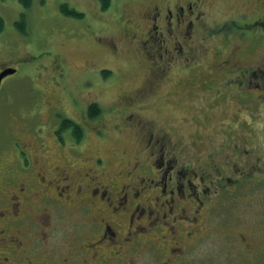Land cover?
Wrapping results in <instances>:
<instances>
[{
	"label": "rangeland",
	"instance_id": "374dc122",
	"mask_svg": "<svg viewBox=\"0 0 264 264\" xmlns=\"http://www.w3.org/2000/svg\"><path fill=\"white\" fill-rule=\"evenodd\" d=\"M170 1L180 0H112L103 11L99 0H32L29 9L20 0H0L1 66L18 65L0 92V196L6 195L4 179L18 168L6 166L14 155L7 147L14 136L28 142L36 133L46 144L48 163L61 165L45 168L50 178L55 167L76 180V171L84 175L95 166L104 185L143 188L129 209L146 208L130 228L142 229L137 249L125 243L129 211L119 217L124 228L116 229L121 249L103 242L98 251L104 256L94 257L86 250L99 232L93 223L101 215L93 208L81 212L76 204L65 206L62 215L50 209L49 215L32 216L17 238L26 250H36L35 258L50 254L48 263L59 264L73 256V264H264V90L227 86L235 74L226 70L247 69L257 73L255 84L264 83V0H182L194 5L186 23L195 22L189 38L173 35L175 41L167 42L176 58L168 59L173 66L162 73L158 66L168 54L157 53L159 46L146 39L153 26L145 16L156 3ZM63 5L82 16L63 12ZM22 14L24 34L16 26ZM179 42L191 54L188 67L176 51ZM92 105L100 113L90 119ZM63 118L83 126L80 145L63 133L57 134L63 145L58 143L53 132ZM150 134H167L183 162L204 164L214 155L218 166H188L198 175L191 170L183 177L178 172L187 166H178L172 185L181 193L162 196L156 181L168 166L136 164L150 160L151 151L144 149ZM247 151L252 164L241 166L240 153ZM236 159L242 174L238 166H226Z\"/></svg>",
	"mask_w": 264,
	"mask_h": 264
},
{
	"label": "flooded vegetation",
	"instance_id": "af4514ba",
	"mask_svg": "<svg viewBox=\"0 0 264 264\" xmlns=\"http://www.w3.org/2000/svg\"><path fill=\"white\" fill-rule=\"evenodd\" d=\"M181 2L183 1L180 0L175 4H171L170 1L169 4L164 7H161L159 3H156L153 11L145 16L146 20L148 19V22H151L153 26V28L149 27L147 29V33L145 35L146 39L150 41L151 44L156 43L159 46H157V53H161V51L164 50V52L168 54L166 62L162 58L161 61L163 64L158 66L156 63L158 67H162V70H165V72L162 73H167L166 70L173 66V63H170L168 59L171 58L175 61L176 58V56L173 57V51L170 52V47L167 46V42H172V40H174L172 37L173 35H175V40L178 38L180 39L181 37L185 39L189 38L190 33L188 29H190L195 22L191 19L188 23H186L188 17H193L194 15V5L192 1L189 5L187 3L182 4ZM101 9L103 11H107L103 9L102 5ZM22 21L24 22V26L27 30V19L25 14L21 15V20L17 23ZM189 23L190 25H188V28L186 27L185 29V24L187 26ZM254 24L258 23L254 22L252 25ZM172 26L174 27V30L172 29ZM0 32H2V30H0ZM166 34L168 38H165ZM140 44L143 45L145 43L141 41ZM174 45H177V43L174 42ZM179 45L181 46L180 48L177 47L176 51L179 56H186V65L188 67L189 63L192 61L191 54L186 55V53H183L181 42H179ZM151 47L154 49L153 46ZM116 48L117 46L115 49ZM144 48L147 49L145 46ZM21 61L22 60H16L13 61V63L19 64ZM156 64L153 66L157 67ZM0 68H2L3 71L8 69L16 70L15 74L9 75L3 79L0 86L1 92V90L5 89L3 88L4 81L18 73V65L1 66L0 61ZM234 68L229 66L226 69L227 74H235L229 80L227 86L235 87L237 89L239 88L241 90H264V83H254V80L257 79V73L250 72L247 69H245L247 71H241V69L238 71ZM3 71H0V74ZM111 73L109 75H111ZM103 74L106 75L105 72H103ZM208 84V89L213 91V83ZM261 100H264V93L262 94ZM90 107H88L87 113L89 118L92 119L89 113ZM69 120L72 121L74 126H80L83 128V126L78 122L72 119ZM64 121V118L60 120V122H62L61 127L58 124V127L55 128V131L53 132L59 141L58 143L63 145L62 136L57 135L63 133L68 136V139L69 137H72L74 145H80L82 140L85 138L84 128V136L82 139L78 140L74 137L73 128L67 129L63 126ZM34 135L33 139L28 142L25 139L14 136L15 140L12 145L7 147L13 151L14 155L10 163H6V166H18V168L17 171H13V173L8 175V178L6 177L4 179L5 184L2 185L6 195L0 196V264H59L58 259L56 260V263H48V259L51 257L49 256L50 254L45 256L42 260L35 258L34 253L36 250H26L28 248H24L23 242H21L17 237L23 234V224H25L29 218H32V216H42L43 213H45V215H49L48 210L50 209H54L56 214L62 215L65 206L74 207L76 204L79 205L81 212H88L89 209L86 208L87 206L93 208V210H96L101 215V220L97 223H93V228H95V226H99V232L97 233L98 237L92 238L93 240H90L92 243L88 242L86 245V250H91L93 257L96 255L104 256L98 251L100 248L99 244L103 242L109 243V245L113 244L114 250L121 249L118 246V233L116 229L123 226L119 217L123 214H127L129 211H132V213L129 215V225L126 229L127 233L125 236V243L132 242L131 247L137 249V244L140 242L138 239V233L141 232L142 229L139 228L140 224H138L135 229L130 228L133 227L135 219L136 222L141 221L146 208L144 207L145 210H139L138 205H136L134 210H130L129 208L135 203V201L132 200V196L139 197L143 188L138 189L136 187L126 185L119 189L115 183H112L111 185H104L101 181L103 173L101 170L96 171L94 168L95 166L90 168L84 175L80 170L76 171L75 174L78 175L76 180L79 179L83 181V183H79L78 186L74 185L76 182L75 176L67 173L65 170H58L59 167L54 168L56 173L54 177L50 178L48 175L49 171L45 170V168H47V166L61 165L48 163L47 156L44 154L46 151V144L42 142L41 134L34 133ZM228 145L233 149V151H237L235 149L237 147L235 143ZM178 148L179 146L175 145L167 134H162L158 137L156 134H150L148 135L146 146L144 147L147 151H151L150 160L140 161L139 159V161L136 162L137 166H149L150 168H152L151 163H153L154 166H159L161 169H163L164 166H168V168L164 169V172L160 175L159 180L156 181L157 185H160L159 187L162 196H166L168 194L174 196L177 193H181L180 187L177 186V184L175 187L172 185L175 180L174 169L178 166H187L185 167V170L183 169L178 172L181 177H183L185 172L190 173L191 170H193V174L198 175L196 169L188 166H218L217 163L214 162L216 160L214 155H211V158L209 157V160H206L204 164H201L200 161L195 163L190 159H188L189 162H183L181 161V156L178 154V152H181L178 151ZM73 151L76 152V147H74ZM240 156L245 159L242 160L244 164L242 163L241 166H250V164H252L249 162V159L252 157V153L250 151H247V155L240 153ZM103 161V159H99L95 162L101 165ZM239 163L240 161L238 159L231 160V162L226 163V166H238L236 172L242 174L243 172L242 169L239 168ZM33 166H35V170H33ZM201 171L203 170L201 169ZM49 173L52 174L51 171ZM204 174H206V172ZM18 176L19 178H16ZM152 182H155V180H152ZM9 185H12V190H10ZM216 190L218 189L216 188ZM166 203H169V201ZM153 212L154 211L152 210L149 216ZM1 221L3 222L1 223ZM17 234L19 236H17ZM116 253L118 254V252H115V254ZM51 255H53V253ZM76 258L78 259V256H76ZM74 261L75 258L73 256V259H66L62 264H73ZM82 264L89 263L84 260L82 261Z\"/></svg>",
	"mask_w": 264,
	"mask_h": 264
},
{
	"label": "trees",
	"instance_id": "16d2710c",
	"mask_svg": "<svg viewBox=\"0 0 264 264\" xmlns=\"http://www.w3.org/2000/svg\"><path fill=\"white\" fill-rule=\"evenodd\" d=\"M23 5H25V7L29 8L31 7L32 5V0H20ZM101 5L103 6V9L104 10H108L110 7H111V4H112V0H99ZM61 10L63 12H66V13H71L72 15L76 16L78 15V13L76 11H71L69 10L68 6L67 5H63ZM81 17V15H79ZM24 22H20V23H17L16 26L20 29L21 33H26V28L24 26ZM3 28V21L1 20L0 21V30H2ZM111 72H105L106 75H109ZM90 116L91 118H96L97 115H99V108L97 105H92L90 107ZM63 126H65L67 129L68 128H73V133H74V137L78 140L82 139L83 136H84V130L82 127L80 126H74L72 124V121H70L69 119H65V121L63 122Z\"/></svg>",
	"mask_w": 264,
	"mask_h": 264
},
{
	"label": "water",
	"instance_id": "95a60500",
	"mask_svg": "<svg viewBox=\"0 0 264 264\" xmlns=\"http://www.w3.org/2000/svg\"><path fill=\"white\" fill-rule=\"evenodd\" d=\"M16 73V70L15 69H8V70H5L3 71L1 74H0V86H1V83L3 81V79L9 75H13Z\"/></svg>",
	"mask_w": 264,
	"mask_h": 264
},
{
	"label": "snow or ice",
	"instance_id": "6c2138e0",
	"mask_svg": "<svg viewBox=\"0 0 264 264\" xmlns=\"http://www.w3.org/2000/svg\"><path fill=\"white\" fill-rule=\"evenodd\" d=\"M0 71H3V69H2V68H0Z\"/></svg>",
	"mask_w": 264,
	"mask_h": 264
}]
</instances>
